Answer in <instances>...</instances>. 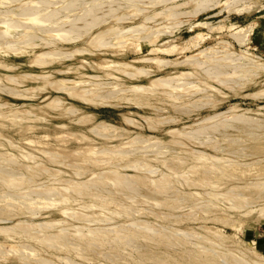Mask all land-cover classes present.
<instances>
[{"label": "rangeland", "instance_id": "rangeland-1", "mask_svg": "<svg viewBox=\"0 0 264 264\" xmlns=\"http://www.w3.org/2000/svg\"><path fill=\"white\" fill-rule=\"evenodd\" d=\"M0 33V264H264V0H0Z\"/></svg>", "mask_w": 264, "mask_h": 264}, {"label": "bare ground", "instance_id": "bare-ground-1", "mask_svg": "<svg viewBox=\"0 0 264 264\" xmlns=\"http://www.w3.org/2000/svg\"><path fill=\"white\" fill-rule=\"evenodd\" d=\"M205 1H206V0H205ZM33 15H34V14H33ZM52 15H53V14H52ZM36 16H37V15H36ZM50 17H51L50 14H46V15H43V16L37 18V19L39 20V22H44V21H49V19H51ZM11 23H13V22H11ZM11 23H10V24H11ZM14 23H15V22H14ZM16 23H17V22H16ZM16 23H15V24H16ZM18 23H19V22H18ZM6 24H7V23H6ZM8 25H9V22H8ZM8 25H7V26H8ZM11 25H12V24H11ZM11 25H9V26H11ZM13 25H14V24H13ZM16 25H17V24H16ZM20 25H21V24H20ZM14 26H15V25H14ZM14 26H12V27H14ZM18 26H19V24H18L17 26H15V28L18 27ZM19 27H20V26H19ZM70 30H73V29H70ZM4 32H5V31H4ZM67 32H68V34H69V30H68ZM65 33H66V32H65ZM72 33H73V32H72ZM0 34H1V33H0ZM4 34L6 35L7 33H4ZM5 35H4V36H5ZM8 35H9V34H8ZM6 36H7V35H6ZM1 37H3V36H1ZM139 71H140V70H139ZM220 75H221V74H219V76H220ZM161 81H162V80H161ZM161 83H162V82H161ZM70 92H71V90H70ZM86 93H87V92H86ZM82 94H83V95H87L88 93H87V94H84V92H82ZM74 95H75V94H74ZM86 97H87V96H86ZM88 98H89V97H88ZM90 98H91V97H90ZM90 98H89V100H90ZM55 101H56V100H55ZM196 175H197V174H196ZM113 181H114V183L117 184V185H118V184H122V181H120L119 177H117V176H113ZM243 256H245V255H243ZM259 256H261L262 259H264L263 255L260 254ZM240 259H241V258H240ZM262 259H261V260H262ZM254 262L256 263L257 260H254Z\"/></svg>", "mask_w": 264, "mask_h": 264}]
</instances>
